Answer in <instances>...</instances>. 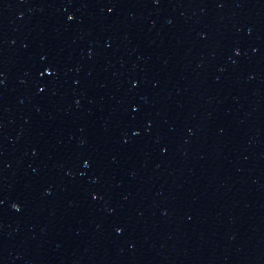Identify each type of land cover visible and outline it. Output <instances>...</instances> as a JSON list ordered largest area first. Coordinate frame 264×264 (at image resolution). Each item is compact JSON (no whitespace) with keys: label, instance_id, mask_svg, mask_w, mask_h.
Masks as SVG:
<instances>
[{"label":"water","instance_id":"95a60500","mask_svg":"<svg viewBox=\"0 0 264 264\" xmlns=\"http://www.w3.org/2000/svg\"><path fill=\"white\" fill-rule=\"evenodd\" d=\"M0 264H264V0H0Z\"/></svg>","mask_w":264,"mask_h":264},{"label":"snow or ice","instance_id":"6c2138e0","mask_svg":"<svg viewBox=\"0 0 264 264\" xmlns=\"http://www.w3.org/2000/svg\"><path fill=\"white\" fill-rule=\"evenodd\" d=\"M67 18H68V20H72L74 17L72 15H69ZM44 71L49 72L50 75H54V73H55V70L52 68H45ZM84 163L87 166L88 161H85ZM14 207H16V205H14ZM117 230L120 231V229H117Z\"/></svg>","mask_w":264,"mask_h":264}]
</instances>
